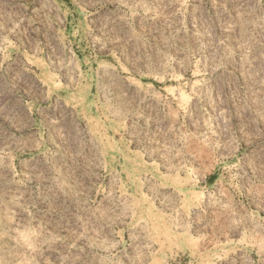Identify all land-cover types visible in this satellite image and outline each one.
Here are the masks:
<instances>
[{
    "label": "rangeland",
    "instance_id": "obj_1",
    "mask_svg": "<svg viewBox=\"0 0 264 264\" xmlns=\"http://www.w3.org/2000/svg\"><path fill=\"white\" fill-rule=\"evenodd\" d=\"M0 264H264V0H0Z\"/></svg>",
    "mask_w": 264,
    "mask_h": 264
}]
</instances>
